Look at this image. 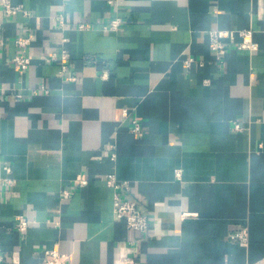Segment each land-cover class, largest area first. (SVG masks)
Returning a JSON list of instances; mask_svg holds the SVG:
<instances>
[{"label":"crops","instance_id":"1","mask_svg":"<svg viewBox=\"0 0 264 264\" xmlns=\"http://www.w3.org/2000/svg\"><path fill=\"white\" fill-rule=\"evenodd\" d=\"M12 2L28 14L0 5V264H38L45 248L113 264L137 236L138 264L263 258L264 0ZM212 29H250L258 48L232 43L217 60ZM61 48L75 81L47 60ZM109 173L129 181L121 194L149 215L145 232L115 217ZM243 227L248 241L232 238Z\"/></svg>","mask_w":264,"mask_h":264},{"label":"built area","instance_id":"2","mask_svg":"<svg viewBox=\"0 0 264 264\" xmlns=\"http://www.w3.org/2000/svg\"><path fill=\"white\" fill-rule=\"evenodd\" d=\"M0 5L3 8V11L6 15L11 16L15 15L18 12H23L28 14L27 11L23 9V7L19 4H15L12 0H0ZM58 23L61 25L64 24L63 15H60L58 18ZM123 24V20L120 18L112 19L107 26L110 30H118ZM79 29L85 28L84 23H80L78 26ZM236 37L239 38L236 41ZM208 43L210 50L214 53V56L217 60L223 59L227 47L230 44H235L238 49H248V50H256L258 48L257 43L253 40V31L250 29H212L208 31ZM28 39H18L17 43L19 45L27 44ZM68 51L65 48H61L58 52H52L47 60L54 61L59 63L60 69L58 71V75L60 77L66 78L68 81H75L76 77L73 74H66L68 70ZM30 57L16 55L12 58V62L20 67L21 69H25L30 63ZM194 59L188 58L184 60L186 66H190ZM232 129L234 131H242L244 126L237 122H232ZM131 131L139 134L141 132L140 123L137 120H133L131 123ZM113 156H115L113 154ZM3 169L9 173L10 168L8 166H4ZM175 176L177 179L181 178L180 170L175 171ZM79 185L87 184V181L81 177L76 180ZM106 184L112 188L113 190V212L117 219L123 220L125 222V227L127 230L132 232L143 233L148 229L149 226V215L144 213L139 207L135 199L124 197L121 193L127 192L130 188V183L128 180H122L116 177L115 174L109 173L106 175ZM69 190H63L62 196L69 197ZM194 213L183 212L181 213V217L185 218ZM29 221L19 215L17 217L16 226L17 228L24 232L28 228ZM248 228L243 227L238 232L232 235V238L236 239L239 242H247L248 241ZM140 240V237H134L123 241L118 249V255L114 259L113 264H138L136 260V250L135 245ZM41 260L38 264H68L69 256L66 253L60 252L56 248L52 249H42ZM247 264H264V257L258 260L249 262Z\"/></svg>","mask_w":264,"mask_h":264}]
</instances>
